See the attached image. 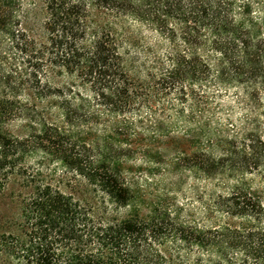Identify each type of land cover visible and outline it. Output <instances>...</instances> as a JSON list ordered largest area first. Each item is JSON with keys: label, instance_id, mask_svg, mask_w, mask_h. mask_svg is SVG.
<instances>
[{"label": "trees", "instance_id": "obj_1", "mask_svg": "<svg viewBox=\"0 0 264 264\" xmlns=\"http://www.w3.org/2000/svg\"><path fill=\"white\" fill-rule=\"evenodd\" d=\"M127 19L169 44L141 74L117 36ZM231 90L241 117L227 133L211 110ZM52 98L60 122L9 130ZM183 119L196 128L179 134ZM52 164L101 206L64 191ZM181 169L233 175L210 224L157 197L155 177ZM1 182L19 206L0 224V264H264V0H0Z\"/></svg>", "mask_w": 264, "mask_h": 264}, {"label": "rangeland", "instance_id": "obj_2", "mask_svg": "<svg viewBox=\"0 0 264 264\" xmlns=\"http://www.w3.org/2000/svg\"><path fill=\"white\" fill-rule=\"evenodd\" d=\"M117 36L120 39L121 45L123 47V52H125V58L127 66L131 70L132 74H141L146 70V68H152L155 57L168 48V43L165 42L157 33L153 32L147 26L141 25L133 20H124L118 22L116 25ZM54 82L56 83H71L74 82L68 76L57 77ZM224 110H216L215 116L212 118H217L222 126H217V128H223L227 130V133H231L233 127L230 125L231 122H236L240 119V110L236 106V95L234 92L227 91L223 92L221 95ZM56 101L55 98L48 100H30L29 108L27 110V115L23 118H18L13 120L8 126L9 130L13 134L26 135L34 132L36 125H33L34 120H45L47 122H60V114L56 108H53V103ZM178 106V105H177ZM177 114L173 108L170 112L165 114L166 119H174ZM185 115L191 116L189 108L187 109ZM210 116V113L206 114ZM143 116L146 120L147 128L149 125H155L156 118L152 111L145 109ZM194 116L196 120L200 119L199 112L195 113ZM177 130L179 134H187L188 128L193 126L196 128L195 121L192 125H188L185 119L179 120L177 122ZM85 131V127L81 128ZM199 132V131H196ZM217 153L218 150L215 149ZM57 172V177L63 176L65 178V183L61 185V188L66 192H72L74 196L80 199L83 203H88L92 206H101L100 200L101 195L99 193L94 194L87 189L85 180L77 176L74 172L63 168L60 164H52L50 168L45 170V174L49 175L52 172ZM233 175H213L211 177L204 176L200 173L184 171L175 172L171 176H160L158 175L152 182L158 183L157 197L164 198L166 205L169 206H183L184 213L186 217H191L192 220L207 222L210 224L211 219L209 216L217 214L214 213L215 207L219 206V197L221 201V196L229 191L232 185ZM69 182V183H67ZM164 187L172 188L171 191H167ZM156 190V189H155ZM9 188L1 182L0 183V224H4L5 218L8 214L14 213L16 211V206H19L17 201L11 199L9 194ZM173 192V193H170Z\"/></svg>", "mask_w": 264, "mask_h": 264}]
</instances>
